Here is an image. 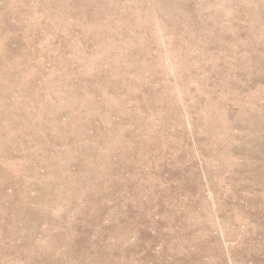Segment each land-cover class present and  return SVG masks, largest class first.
Masks as SVG:
<instances>
[{
  "label": "rangeland",
  "instance_id": "rangeland-1",
  "mask_svg": "<svg viewBox=\"0 0 264 264\" xmlns=\"http://www.w3.org/2000/svg\"><path fill=\"white\" fill-rule=\"evenodd\" d=\"M0 1V264H264V0Z\"/></svg>",
  "mask_w": 264,
  "mask_h": 264
},
{
  "label": "bare ground",
  "instance_id": "bare-ground-1",
  "mask_svg": "<svg viewBox=\"0 0 264 264\" xmlns=\"http://www.w3.org/2000/svg\"><path fill=\"white\" fill-rule=\"evenodd\" d=\"M1 2V1H0ZM107 3V2H106ZM105 7H108V6H105ZM112 8V7H111ZM112 10H113V8H112ZM135 12V11H134ZM3 14V13H2ZM5 15V14H4ZM6 16V15H5ZM6 18H7V16H6ZM117 18V17H116ZM121 18V17H120ZM2 20V19H1ZM3 21V20H2ZM5 22H6V20H5ZM1 27V26H0ZM4 27V26H3ZM229 27V26H228ZM4 28H6V27H4ZM8 42H6V44H7ZM119 46V45H118ZM111 47V46H110ZM3 49V48H2ZM113 49V48H112ZM8 50V49H7ZM12 50V49H11ZM15 50H16V48H15ZM0 52H2V51H0ZM14 52V51H13ZM16 52H18V51H16ZM7 54V53H6ZM10 55V54H9ZM2 56V55H1ZM6 60V59H5ZM4 62V61H3ZM2 63V62H1ZM5 63V62H4ZM15 66V65H14ZM139 67V66H138ZM144 68V67H143ZM142 68V69H143ZM13 72V71H12ZM124 73V72H123ZM116 77V76H115ZM17 78V77H16ZM14 79V78H13ZM18 79V78H17ZM2 83H4V82H2ZM12 83V82H11ZM13 84H11L10 86H12ZM1 87H3V86H1ZM13 87V86H12ZM3 89V88H2ZM18 89V88H17ZM4 90H6V89H4ZM12 90V89H11ZM15 90V89H14ZM1 91V90H0ZM3 91V90H2ZM13 91V90H12ZM7 92V91H6ZM11 92V91H10ZM14 94H15V92H14ZM1 100V99H0ZM11 108V107H10ZM9 110V109H8ZM16 113V112H15ZM2 115V114H1ZM14 116V115H13ZM3 117V116H2ZM10 117V116H9ZM8 117V118H9ZM2 119V118H1ZM1 122H3L2 120H1ZM14 122V121H13ZM17 122V121H16ZM12 123V122H11ZM19 123V122H18ZM22 124V123H21ZM11 125H13V124H11ZM15 125V124H14ZM20 125V124H19ZM5 127V126H4ZM15 129H17V128H15ZM4 130V129H3ZM3 132V131H2ZM4 138V137H3ZM2 152V151H1ZM3 153V152H2ZM1 155V154H0ZM1 163V162H0ZM5 165V164H4ZM2 173V172H1ZM4 174V173H3ZM0 177H1V174H0Z\"/></svg>",
  "mask_w": 264,
  "mask_h": 264
}]
</instances>
